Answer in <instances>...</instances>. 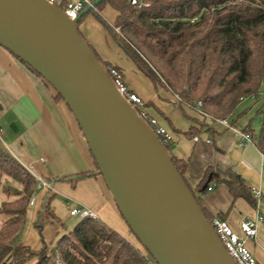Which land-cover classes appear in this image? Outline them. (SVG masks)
Segmentation results:
<instances>
[{
  "label": "trees",
  "instance_id": "obj_1",
  "mask_svg": "<svg viewBox=\"0 0 264 264\" xmlns=\"http://www.w3.org/2000/svg\"><path fill=\"white\" fill-rule=\"evenodd\" d=\"M144 1L150 6L139 8L128 0H104L90 9L79 24L88 15L95 16L157 89L179 98L177 105L184 114L186 109L204 114L205 120L195 119L198 126L185 133L188 138L214 134L206 120H229L245 99L260 95L264 84V0ZM106 6L119 14L114 24L102 15ZM94 54L105 69L111 66ZM15 58L53 90L34 69ZM53 92L56 101L64 103ZM241 130L252 137L264 156V118L258 132L252 122ZM171 146L164 145L168 153ZM92 158L94 172L54 179L42 177L56 184L100 176ZM171 158L187 183L188 161ZM211 184L226 185L233 199H244L257 208L251 188L241 175L232 168L222 171L210 166L197 190L187 185L211 224L215 217L202 206L198 195L206 193ZM36 195L38 209L33 229L42 241L40 250L16 245L25 230L28 212L34 208L30 206L31 199ZM56 195L52 191L40 193L37 179L0 144V264H158L142 245L145 252L99 219H81L57 241L55 248L46 245L45 228L58 221L52 209Z\"/></svg>",
  "mask_w": 264,
  "mask_h": 264
},
{
  "label": "water",
  "instance_id": "obj_2",
  "mask_svg": "<svg viewBox=\"0 0 264 264\" xmlns=\"http://www.w3.org/2000/svg\"><path fill=\"white\" fill-rule=\"evenodd\" d=\"M45 0H0V46L59 94L116 206L158 264H236L171 156L119 95L79 21Z\"/></svg>",
  "mask_w": 264,
  "mask_h": 264
},
{
  "label": "crops",
  "instance_id": "obj_3",
  "mask_svg": "<svg viewBox=\"0 0 264 264\" xmlns=\"http://www.w3.org/2000/svg\"><path fill=\"white\" fill-rule=\"evenodd\" d=\"M62 1L66 4L75 0ZM102 15L110 24H114L119 14L110 6H106ZM79 32L102 62L123 72L129 89L146 101L148 113L173 134V152L169 151V155L188 161L186 180L194 190H197L202 182L207 168L213 166L222 171L234 169L250 188L262 192L259 208H254L244 199H233L226 185L211 184V191L208 189L206 193L198 195L202 206L213 217L227 221L231 228L245 239L246 246L256 258L257 264H264L263 154L253 143L240 148L239 136L234 131L207 120L214 134L210 132L193 139L188 138L185 133L198 125L185 122L183 117L171 108L173 104L178 109L176 97L162 88L157 89L92 14L80 22ZM154 110L160 113L164 120L155 117ZM196 114L199 115L197 120H205L199 112ZM4 119L10 124L13 122L15 129L10 137L12 146L7 149L21 163L32 164L41 176L54 179L96 171L86 139L66 104L57 102L55 93L41 78L0 46V121ZM233 125L239 130L242 129L238 127L237 122ZM41 158L46 161L41 162ZM56 189L67 203L88 207L99 219L102 218L106 225L134 243L135 237L101 176L75 183H56ZM35 215L36 211L34 220ZM249 220L258 223L256 238H245L241 231L242 222ZM32 231L31 236L21 245L40 250L43 247L42 241L38 233L34 229Z\"/></svg>",
  "mask_w": 264,
  "mask_h": 264
},
{
  "label": "built area",
  "instance_id": "obj_4",
  "mask_svg": "<svg viewBox=\"0 0 264 264\" xmlns=\"http://www.w3.org/2000/svg\"><path fill=\"white\" fill-rule=\"evenodd\" d=\"M51 5L57 6L60 8L66 17L70 20H77L81 13L86 8L93 7L92 0H75L69 1L66 4H63L62 0H45ZM131 5L137 6L139 8L149 7L150 3L144 0H128ZM116 32H119V29H116ZM106 72L112 80L117 92L119 95L132 107V109L137 113L139 118L145 122L148 127L152 130L155 136L160 140V142L164 145H172L174 143L173 134L163 126L156 118L152 117L147 110L146 101L138 95L136 92L129 89L125 76L123 72L114 66H109L106 68ZM178 101L179 98L176 97ZM201 106V103L198 104V107ZM200 114L204 117V114L200 112ZM225 129L234 131L239 136L238 146L240 148L244 147L247 144H252L253 139L247 133H244L242 130H239L233 124H230L227 119L218 121ZM197 140V138H196ZM0 141L4 144L2 139V130H0ZM41 162H45L44 158H41ZM23 164V163H22ZM24 167L37 179L39 184L40 193L45 191H52L57 193L58 191L55 189L53 183L47 181L42 176H40L36 170L34 169L32 164L26 165L23 164ZM212 188H209L211 191ZM252 195L257 201V208H259V203L262 199V192L256 188H251ZM39 195L34 196L31 199L30 206L35 207L38 201ZM70 206L69 212L72 217H79L81 219L84 218H93L98 220V216L88 207L83 206L81 204H77L76 206ZM212 226L217 233L219 239L221 240L223 246L225 247L228 254L233 258L236 264H257L256 258L253 256L251 251L246 246L245 239L238 235L228 224L227 221L215 217L212 223ZM241 231L244 234L245 238H256L258 231V223L257 221H244L241 224Z\"/></svg>",
  "mask_w": 264,
  "mask_h": 264
},
{
  "label": "rangeland",
  "instance_id": "obj_5",
  "mask_svg": "<svg viewBox=\"0 0 264 264\" xmlns=\"http://www.w3.org/2000/svg\"><path fill=\"white\" fill-rule=\"evenodd\" d=\"M93 17L95 18V16H93ZM171 108H173L178 114H180V116L183 117V120L185 122H189V123L191 122L195 125L197 124L194 120L197 119L199 115L196 114L195 111L186 109V114H184L183 111L179 107L177 109V107L173 104H171ZM260 110H262V111L259 112ZM154 114L156 115L155 117H157L159 120H160V118L163 119V117L160 115V113H158L155 110H154ZM263 118H264V84L261 88L260 95L257 98L248 97L247 99H245V101L239 105V107L237 108L236 113L233 115V117L231 119H229L228 121L230 124H234L233 123L234 121L237 122L238 127H240V128H243L246 125H248L250 122H252V128L256 132H258L260 129V122ZM207 121H209L213 124H220L218 121H216V122H214L212 120H207ZM12 124H13V122L10 124V123H8V120H6V119L0 121V128H2V130H3L2 131V139H4L3 140L4 144L1 141H0V144L6 149L7 148L9 149V147L12 146V142H11L10 137L12 136V131L15 132V129L12 126ZM170 151H171V153L173 152L172 149ZM53 185L56 189V184H53ZM68 204H72V203H70V202L67 203V200L64 198V196L60 195L59 192H57V195L55 196V198L52 201V209L55 212L56 216L58 217V221H53L52 223H50L45 228V231H44V241H45L46 245H49L52 248H55L57 241L63 235L71 232L81 220V218H79V217H72L70 215V212H69L70 206ZM36 209H38V206L36 208H30V210L28 212L27 219H26L25 230H24L23 234L21 235V237L17 239L16 245L20 246L27 239V237L31 236V232H33L32 231L33 230L32 229L33 228V220H34V213H35ZM101 219L102 218H100L99 220L102 221ZM102 222L104 223V221H102ZM133 237H135V236H133ZM133 242H134L133 244L137 248H139L140 250L145 252L143 247L141 246V244L137 241L136 237L133 239Z\"/></svg>",
  "mask_w": 264,
  "mask_h": 264
}]
</instances>
